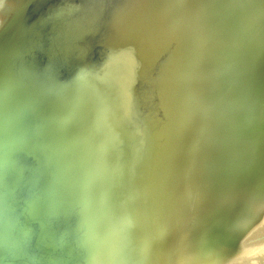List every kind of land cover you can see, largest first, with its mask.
<instances>
[{
	"label": "water",
	"instance_id": "obj_1",
	"mask_svg": "<svg viewBox=\"0 0 264 264\" xmlns=\"http://www.w3.org/2000/svg\"><path fill=\"white\" fill-rule=\"evenodd\" d=\"M0 264H264V0H0Z\"/></svg>",
	"mask_w": 264,
	"mask_h": 264
}]
</instances>
